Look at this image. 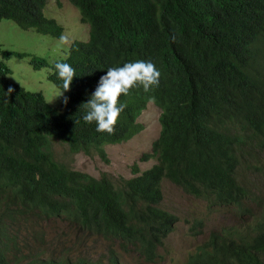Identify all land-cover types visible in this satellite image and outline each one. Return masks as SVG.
I'll return each mask as SVG.
<instances>
[{
  "label": "clouds",
  "instance_id": "clouds-1",
  "mask_svg": "<svg viewBox=\"0 0 264 264\" xmlns=\"http://www.w3.org/2000/svg\"><path fill=\"white\" fill-rule=\"evenodd\" d=\"M81 1L28 0L27 20H13L23 28H33L57 38L51 41L52 45L58 44L52 54L40 56L0 47V64L10 70V83L28 92V98L17 103L16 110L12 102L9 101L8 108V100H1L0 119L15 125H23L37 116L45 119L51 127L46 131L52 158V162L43 167L30 160L28 149L21 144L0 142V264H106V261L130 264V257L154 264L169 256L171 247L166 245V240L183 220L179 213L164 205L166 183L202 201L207 214L229 216V222L236 220L237 204L235 194L228 188L245 186L248 192L259 194V198L264 196V148L248 140L242 146L236 139L229 155L223 156L224 161L231 158L234 162L231 175H212L198 164L180 177L182 184L192 185V188L172 178V167L165 155L162 123L165 110L153 88L161 81L158 68L168 62L175 66L172 79H176L179 65L174 49L169 43L158 48L159 40L153 45V39L143 44L142 36L129 38L134 30L130 36L118 38L101 28L106 46L114 50L98 53L93 42L95 29L92 21L84 19ZM86 3L90 16L100 24L91 0ZM260 25L261 33L256 32L255 26L239 33L241 49L258 57L264 55V14ZM69 27L75 30L69 32ZM149 29L154 33L153 25ZM24 53L35 54L40 59L32 64L29 58L20 56ZM88 56L92 57L91 61H87ZM13 58L27 60L35 71L46 69L48 88L26 87L13 74L9 64ZM12 91L14 89L9 88L7 93L10 95ZM36 93L41 95L36 96ZM233 96L234 85L230 82H225L220 92L204 96L196 113L205 122L195 126L214 134L210 126L226 125ZM39 100L53 106L56 112L49 116L39 114ZM156 110L158 134L130 164V175L116 174L109 169L94 174L74 165L77 156H91L95 152L109 165L112 162L110 148L127 145L141 134ZM28 111L34 113L24 114ZM56 141L65 147L64 156L56 154ZM149 162L151 164L145 165ZM56 166L64 167L63 171L54 169ZM249 202L252 203L250 198ZM245 212L243 210L244 217L236 226L246 225L244 221L249 216ZM57 221L68 223L73 231L54 235L50 223ZM185 221L187 235L197 238L208 231L206 216H193ZM198 221L202 224L198 225ZM220 227L210 229L209 236L198 241L197 246ZM146 237H151V244L157 238L163 243L156 262H148L142 253ZM93 240L103 244L92 245ZM88 243L93 249L86 250ZM196 248L182 258L181 264ZM91 251L94 254L89 255ZM236 257L238 259L223 264H264L256 259Z\"/></svg>",
  "mask_w": 264,
  "mask_h": 264
},
{
  "label": "trees",
  "instance_id": "trees-1",
  "mask_svg": "<svg viewBox=\"0 0 264 264\" xmlns=\"http://www.w3.org/2000/svg\"><path fill=\"white\" fill-rule=\"evenodd\" d=\"M29 4L28 0H0V23L3 19L26 21ZM81 5L84 19L93 23V42L98 53L114 50L106 46L101 28L118 38L130 36L134 30L129 38L142 36L143 44L153 39V45L159 40L158 48L169 43L174 49L179 65L176 79H172L175 66L168 62L158 68L161 81L153 89L165 110L162 117L165 155L172 167L170 175L178 184L192 188V185L182 184L180 177L198 164L206 173L231 175L234 162L231 158L224 161L223 156L229 155L236 139L242 146L248 140L264 148V55L258 57L241 49L239 34L252 30L253 26L257 33L262 32L264 0H91L100 24L90 16L86 0H82ZM20 56L29 58L32 64L40 59L29 53ZM91 60L88 56L87 61ZM9 72L0 64V101L8 100V108L9 101L12 102L16 110V104L27 99L28 92L10 83ZM225 82L234 85V96L228 108L230 120L222 128L219 123L210 126L214 134H207L206 130L200 131L195 126L205 122L196 112L204 102L203 97L220 92ZM9 88L14 89L10 95ZM39 103V114L49 116L56 112L47 102L39 100ZM28 113L34 112L24 114ZM50 128L40 116L23 125L0 119V142L21 144L28 149L30 160L45 167L52 162L46 131ZM54 169L63 171L64 167ZM228 189L236 196L235 222L212 231L208 240L197 246L184 264H223L238 259L236 255L242 260L264 262V196L259 198V194L248 192L245 186ZM243 210L249 216L244 221L246 225L236 226L244 217ZM197 224L201 225L202 221ZM162 245L159 238L153 244L151 237L144 238L142 253L148 262L158 260Z\"/></svg>",
  "mask_w": 264,
  "mask_h": 264
},
{
  "label": "rangeland",
  "instance_id": "rangeland-1",
  "mask_svg": "<svg viewBox=\"0 0 264 264\" xmlns=\"http://www.w3.org/2000/svg\"><path fill=\"white\" fill-rule=\"evenodd\" d=\"M55 3V1H53ZM69 32L75 29L69 27ZM57 39L52 35L42 34L33 28H23L13 20L3 19L0 23V47L35 53L40 56L52 54L53 48L57 45H52L51 41ZM68 40V38H67ZM52 45V46H51ZM9 64L13 74L22 83L30 89L46 90L49 83L46 79L47 70L35 71L27 60L11 59ZM158 111L156 110L150 119L146 122V129L137 135L131 142L124 146H116L110 148L112 162L106 165L102 162L101 156L95 152L91 156L79 155L74 160V165L79 169L87 170L90 173L99 174L104 169H109L116 174L130 175V164L137 158L143 147H148L150 141L158 134L159 126L157 123ZM54 148L58 156L66 154L65 147L58 141L54 143ZM151 162L146 163L149 165ZM165 202L164 205L182 217V222L179 224L176 232L166 240V245L171 247L169 256L166 260L154 264H181V260L189 251L195 249L199 244L198 241L207 238L210 234L209 230L214 227H220L224 223L230 221V217L220 213L207 214L202 201L184 194L180 189L170 183L165 184L164 188ZM193 216H206L208 227L201 237L194 238L187 235L188 224L185 221ZM233 223V222H229ZM50 225L54 228V235L67 234L73 231L72 227L66 222H51ZM92 245H102L101 241L93 240ZM91 244L86 245V250H91ZM94 254L91 251L89 255ZM98 257V255H96ZM130 264H146L144 260L139 258H129ZM105 261H103L104 263ZM108 264V261H106Z\"/></svg>",
  "mask_w": 264,
  "mask_h": 264
}]
</instances>
